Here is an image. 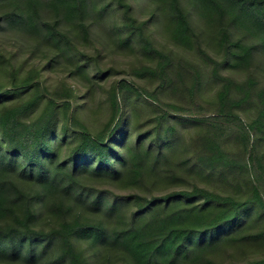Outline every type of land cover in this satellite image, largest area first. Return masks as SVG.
Listing matches in <instances>:
<instances>
[{"label": "trees", "instance_id": "16d2710c", "mask_svg": "<svg viewBox=\"0 0 264 264\" xmlns=\"http://www.w3.org/2000/svg\"><path fill=\"white\" fill-rule=\"evenodd\" d=\"M261 158L264 0H0V264H264Z\"/></svg>", "mask_w": 264, "mask_h": 264}, {"label": "rangeland", "instance_id": "374dc122", "mask_svg": "<svg viewBox=\"0 0 264 264\" xmlns=\"http://www.w3.org/2000/svg\"><path fill=\"white\" fill-rule=\"evenodd\" d=\"M148 16H149V9H144L141 12H139V17L141 19H145ZM150 29L154 32V36L156 37V39L158 40L160 44L166 43L168 47L171 46L169 42H166V38L163 36V33L160 27L156 24L155 21L151 23ZM151 62H152V59H148V57H146L143 54L141 49L135 48L132 51H129V50L120 51V50H115L112 47H110L105 50L101 58V64L106 69H108V71L105 72L104 81H106V83H110L116 80L117 78L118 79L127 78L129 80L134 81L135 84L138 85L140 88H146V89L152 90L158 84L157 77L151 76V75H146V76L137 75L135 71L133 70V67L139 66L141 64H149ZM227 72L240 76V73L235 69L228 68ZM217 84L215 86H212L211 89L207 91L208 95L211 97L213 96V98L215 97V94H216ZM207 105L208 103L204 104L203 111L208 112L212 110V108L208 107ZM194 109L199 111L200 107L194 106ZM99 114H100V117L105 115L102 109L99 110ZM142 114H143V117L146 116L144 111L142 112ZM260 155H262V151L260 152ZM261 163L262 165L259 162V166H257L258 163L256 162V169H258L260 173L259 177L262 179V182L264 183V167H262L264 165V159L262 158H261ZM187 178L189 179V176H187ZM178 183L179 182H176V183L173 182L172 185H169L167 187L164 186L165 187L164 190L171 188L173 185L177 186ZM257 221L259 225H264V214L263 216L259 217ZM237 252H238L239 258L244 257V253L242 250H239ZM216 256H220V258L218 259L220 262H225V261L228 262L230 260V255L227 252H223L222 255L217 254ZM116 264H119V263H116Z\"/></svg>", "mask_w": 264, "mask_h": 264}]
</instances>
